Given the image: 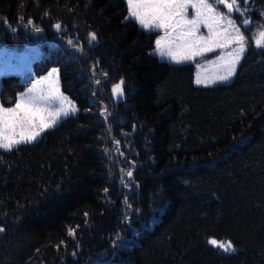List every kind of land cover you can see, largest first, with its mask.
Returning <instances> with one entry per match:
<instances>
[{"label":"trees","instance_id":"trees-1","mask_svg":"<svg viewBox=\"0 0 264 264\" xmlns=\"http://www.w3.org/2000/svg\"><path fill=\"white\" fill-rule=\"evenodd\" d=\"M244 5L264 23V0ZM127 12L0 0V40L34 43L33 74L57 66L79 107L0 149V264H264V48L248 40L230 81L198 85L194 62L161 59L157 31ZM33 77L1 74L0 104Z\"/></svg>","mask_w":264,"mask_h":264},{"label":"snow or ice","instance_id":"snow-or-ice-1","mask_svg":"<svg viewBox=\"0 0 264 264\" xmlns=\"http://www.w3.org/2000/svg\"><path fill=\"white\" fill-rule=\"evenodd\" d=\"M241 2L246 4L248 0H241ZM127 4L129 15L126 19L134 18L143 29L148 31H164L165 35L155 41L156 51L177 64L235 43L238 47L228 53L229 59L224 62V74L216 76V80H228L235 72L236 63L246 51L247 41L241 28H247L251 21L244 19L237 25L233 19L222 16L216 11V6L223 4L228 9V13L246 15L248 9L241 11L238 0H231V2L228 0H212V2L209 0H127ZM190 9L195 12L191 19L188 18ZM223 21H226V27H221ZM28 23L31 24L32 21L29 20ZM201 25L208 29L207 36L198 35ZM55 27L59 29L61 26L57 24ZM261 27L264 28V25ZM36 31L39 32L40 29L36 28ZM90 38L89 43L96 40L95 34H90ZM177 40L180 43H176ZM255 45L257 48H264V30L258 32ZM54 74H56L55 70L49 73L50 87L47 90L41 88L39 94H36L37 85L45 83V81H38L37 85H33L27 93L19 95L14 107H4L0 104V149L11 150L15 145L30 143L40 133L53 127L61 116H68L77 111L75 105L59 92L58 86L51 82ZM56 75L58 80V74ZM195 82L207 85L215 81L201 79L198 76ZM123 84L124 81L121 80L112 88L114 96L124 95ZM53 100L59 102V107L54 111L51 110ZM127 175L131 177L132 172H128ZM69 235H74L72 229H69ZM208 243L225 252L234 251L231 241L221 242L210 239Z\"/></svg>","mask_w":264,"mask_h":264},{"label":"rangeland","instance_id":"rangeland-1","mask_svg":"<svg viewBox=\"0 0 264 264\" xmlns=\"http://www.w3.org/2000/svg\"><path fill=\"white\" fill-rule=\"evenodd\" d=\"M209 2H212V0H209ZM228 2H231V0H228ZM126 3H127V0H126ZM238 3L240 4L241 11H243L244 9H248L247 6H245L244 3L241 2V0H238ZM127 7H128V4H127ZM216 11L220 13L222 16H228V18L233 19L237 23V25H239L240 22L244 19L250 20L251 23L250 25L247 26V28H243V27L241 28V32L246 37V41L251 40L255 42L258 32L261 30H264V28L261 27L262 25H264V23L257 24L255 21H252L248 17L249 15L247 14L244 16H241L239 13H235V12L228 13V9L223 4L216 6ZM128 15H129V8L127 12V16ZM194 15H195L194 10L190 9L188 12V18L191 19ZM226 26H227L226 21H223L221 23V27H226ZM156 31H157V34L154 39V45L152 47V51L156 55H158L161 59H164L169 62H173L170 60L169 57L162 56L158 51H156L155 41L159 39L161 36L165 35L163 30H156ZM229 31H232V29H229ZM198 35L207 36L208 29L205 28L203 25H201ZM176 43H180V41L177 40ZM236 47L238 46L235 43H233L223 48H216L213 52L205 53L203 56H198L194 58L193 60H189V61H193L195 65V72H194V77H193L194 83L197 84L195 81L198 78V76L201 79H213L215 82L212 84L230 81L234 74L226 81L216 80L215 78L218 75L224 74V62L229 59L228 53L232 52L233 48H236ZM38 53H39V48L34 43H29V44L22 46L21 48H16V47L8 46L2 40H0V76L1 74L9 72V71L19 73L22 76H26V75L34 76L31 82L22 91L18 92L17 98L19 97L21 93H27L28 89L32 88L33 85H37L38 81H45V83L37 85L36 94H39V90L41 88H43L44 90H47L50 87V84L48 83L49 73H53V70H55V73L58 74V67L55 65L51 66L46 72L40 75L33 74L32 69H31V61L34 56L38 55ZM239 61L236 63L235 71H236ZM56 74H54L51 77V82L55 83L58 86L59 92L63 94L64 97H67V100L70 101L71 104L75 105L76 109L78 110L79 107L76 104V102L61 90L60 83H59V75H58V80H57ZM198 85H206V84L201 83ZM207 85H210V84H207ZM14 104L10 106H4V105L3 106L4 107H14ZM57 107H59V102L53 100L51 102V110L54 111ZM70 114H73V113H70ZM63 117L64 116H61L57 120V122ZM210 239H216L217 241H221V242L229 241V240L220 239L214 236L210 237L209 240Z\"/></svg>","mask_w":264,"mask_h":264}]
</instances>
